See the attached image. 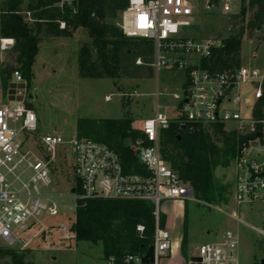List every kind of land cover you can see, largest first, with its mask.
I'll use <instances>...</instances> for the list:
<instances>
[{"label":"built area","instance_id":"obj_1","mask_svg":"<svg viewBox=\"0 0 264 264\" xmlns=\"http://www.w3.org/2000/svg\"><path fill=\"white\" fill-rule=\"evenodd\" d=\"M231 2L224 0L223 13H231ZM68 4L73 5V0H63L60 7ZM206 8L212 9L209 5ZM193 20L194 8L188 0H129L123 12L119 26L123 36L154 44L151 66L157 72L182 73L186 79L180 93L172 95L178 103L173 108L176 118L160 112L157 104L155 116L140 124L141 137L130 141L139 166L134 173L125 172L119 155L106 144L78 136L38 135V118L29 107L27 90L19 95L14 90L26 82L22 72L12 68L7 74V88L3 85V65L16 50L17 41L4 37L0 26V240L9 249L25 251L38 242L48 251L70 249L77 242L71 229L79 206L94 199L139 201L153 207L152 245L155 264H161L172 250L171 234L161 226L162 205L194 200L195 195L163 154L161 135L174 121L180 128L211 127L235 137L231 163L237 210L232 219L242 223L238 210L244 205H258L264 220V116H254L256 104L264 99V73L245 67L213 68L214 53L224 44L217 39L187 36L184 28H191ZM65 27L61 23V28ZM136 64L143 65L140 59ZM68 157L72 159V176L64 177L68 188L62 193L55 189L62 185L56 176ZM65 199L74 220L69 218L68 225H47L45 218L60 217L57 201ZM248 226L264 238V229ZM137 231L143 234L144 226L139 225ZM237 247V236L227 232L221 243L200 246L195 263L231 264ZM145 254L109 259L108 264L116 260L143 264Z\"/></svg>","mask_w":264,"mask_h":264},{"label":"rangeland","instance_id":"obj_2","mask_svg":"<svg viewBox=\"0 0 264 264\" xmlns=\"http://www.w3.org/2000/svg\"><path fill=\"white\" fill-rule=\"evenodd\" d=\"M250 1L247 0L246 14L242 15L241 0H232L231 13H223L224 0H188L194 8V20L192 27L184 30L187 36L224 42L237 37L244 28L240 51L228 63L232 69L245 67L264 73V28L247 29L256 14V7L249 6ZM47 3L23 0L19 7L20 15L31 29L38 32L41 43L32 67L30 85L23 76L26 82L16 85L14 90L19 95L26 89L28 97L32 96L30 104L38 118V135H60L70 139L78 136L79 119H122L126 116L132 120V129L140 134L141 122L155 116L157 104L161 107L160 112L170 119L176 118L173 108L178 103L172 95L180 93L184 87V74L157 72L151 66L154 44L121 36L119 26L127 2L109 0L95 17L100 27L106 30L103 54L95 46L88 29L68 24L65 7L74 10L73 5L60 7V3ZM208 5L212 7L210 11L206 8ZM60 22L66 24L65 29L61 28ZM18 56L16 48L7 57L3 65L6 75L12 68L21 70ZM138 59L142 66L136 64ZM244 89L250 92L248 87ZM262 114L264 116V107ZM202 132L210 137L216 148L213 159L219 163L229 161L230 165L214 168V190L209 200H199L194 195V200L187 201L188 218L184 229L192 243L191 248H199L204 240L233 232L240 238L236 252H241L242 264H252L254 256L261 264L264 238L248 225L264 229L262 206L244 205L239 211L243 222L232 219L233 211L237 210L232 156L226 154L228 147L223 134L216 133L211 127L202 128ZM167 148L172 150L171 146ZM71 164L72 159L68 157L56 176L62 185L55 189L62 193L68 188L64 177L72 176ZM57 205L60 217L45 218L44 222L47 225H68L69 218L74 220L70 203L65 199L57 201ZM5 250L11 249L0 240V264H14L12 258L5 255ZM18 255L25 264H108L102 245L87 242H74L70 249L52 251H48L43 242H38L28 250L18 251Z\"/></svg>","mask_w":264,"mask_h":264},{"label":"trees","instance_id":"obj_3","mask_svg":"<svg viewBox=\"0 0 264 264\" xmlns=\"http://www.w3.org/2000/svg\"><path fill=\"white\" fill-rule=\"evenodd\" d=\"M23 0H6V11L3 12L0 26L4 37L14 38L19 50L18 62L21 72L28 84L32 78V67L40 48L38 32L31 29L20 15L19 7ZM63 0H38L39 4H56ZM109 0H73L75 10L65 7L68 24L75 28H85L94 38L95 46L103 54L106 49L104 38L105 28L96 22V15ZM127 2L129 0H124ZM247 0H241V13L246 14ZM250 7H256V14L249 22L247 29L261 30L264 28V0H252ZM76 11V13H74ZM36 19V18H35ZM38 20V19H36ZM245 29L235 38L224 41V48L216 50L212 66L217 70L232 69L229 61L237 55L241 48ZM124 39H129L123 36ZM60 36V35H58ZM138 40V39H135ZM146 41V40H143ZM83 67V62H80ZM9 76L2 77L7 88ZM264 99L260 100L254 109V116L262 118ZM224 136V143L231 156L235 150V137L216 131ZM77 135L95 142L103 143L115 150L124 166L125 172H138L139 166L136 153L130 147V141L141 137L132 129V120L127 116L122 119H79ZM162 148L166 161L177 171L181 178L189 183L199 200H209L213 193V170L221 165L228 167L229 161L222 163L213 159L215 146L210 137L202 132V128H180L177 122H172L169 129L163 131ZM171 146L172 150L167 147ZM139 225L144 226L143 234L137 231ZM77 242L101 244L104 259H124L128 255H144L153 244L155 220L153 207L139 201H123L114 199H94L85 206H79L76 221L72 226ZM184 248V240L182 249ZM5 255L12 258L14 264H25L16 250H5Z\"/></svg>","mask_w":264,"mask_h":264},{"label":"crops","instance_id":"obj_4","mask_svg":"<svg viewBox=\"0 0 264 264\" xmlns=\"http://www.w3.org/2000/svg\"><path fill=\"white\" fill-rule=\"evenodd\" d=\"M5 1L6 0H0V20L3 12L6 11ZM238 211H240V209ZM187 218V201H167L163 203L161 208V226L164 229H167L171 234L172 250L162 258L161 264H195L194 259L197 256L198 248H191L192 243L185 232L184 228L187 223ZM235 235L238 238L239 247L240 238L237 234ZM223 237L224 236H216L213 239L210 238L209 240H204L202 245L219 244L223 241ZM183 240L184 248L182 249ZM242 261L241 252L238 253L235 251L234 260L231 264H242ZM252 264H258L255 256L253 257Z\"/></svg>","mask_w":264,"mask_h":264},{"label":"water","instance_id":"obj_5","mask_svg":"<svg viewBox=\"0 0 264 264\" xmlns=\"http://www.w3.org/2000/svg\"><path fill=\"white\" fill-rule=\"evenodd\" d=\"M30 100H32V96H30ZM29 107L32 108L33 106L30 104ZM183 129H185V127ZM142 263L143 264H155V255H154V246L153 245H151L148 248L145 256L142 258ZM115 264H123V263L120 260H116ZM195 264H201V263L196 262ZM261 264H264V260L261 262Z\"/></svg>","mask_w":264,"mask_h":264}]
</instances>
